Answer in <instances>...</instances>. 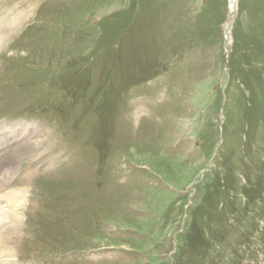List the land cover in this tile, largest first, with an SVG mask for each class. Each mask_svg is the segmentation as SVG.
<instances>
[{"label": "rangeland", "instance_id": "rangeland-1", "mask_svg": "<svg viewBox=\"0 0 264 264\" xmlns=\"http://www.w3.org/2000/svg\"><path fill=\"white\" fill-rule=\"evenodd\" d=\"M0 181L14 264H264V0H0Z\"/></svg>", "mask_w": 264, "mask_h": 264}, {"label": "bare ground", "instance_id": "bare-ground-1", "mask_svg": "<svg viewBox=\"0 0 264 264\" xmlns=\"http://www.w3.org/2000/svg\"><path fill=\"white\" fill-rule=\"evenodd\" d=\"M237 0H231V5H234L235 2ZM228 31V30H227ZM20 138V136L18 137V139ZM14 170V169H13ZM10 171V170H9ZM4 174V173H3ZM5 176V174H4ZM5 178V177H4ZM15 178V177H14ZM27 178V177H26ZM8 181V180H7ZM1 182V181H0ZM10 183V181H9ZM17 183V182H16ZM21 185V184H20ZM7 186V185H6ZM13 186V185H12ZM5 191V190H4ZM31 192V191H30ZM4 197V196H3ZM2 198V197H1ZM9 200V199H8ZM10 202V201H9ZM8 203V202H7ZM13 208V212L15 211V209H17V205L16 203L14 205H12ZM14 218L16 219L17 216L15 215H11V214H5V215H0V224H5L7 220H10V222H14ZM5 242V241H4ZM3 244V243H2ZM5 244V243H4ZM7 244V243H6ZM8 246V245H7ZM3 252V254H6V259L4 260V258L0 259V264H14V262L11 260V256L13 255V252L10 250V248H6L4 245H0V255L1 252ZM5 257V256H4ZM4 260V261H3Z\"/></svg>", "mask_w": 264, "mask_h": 264}]
</instances>
